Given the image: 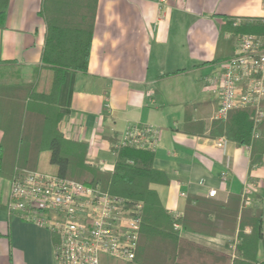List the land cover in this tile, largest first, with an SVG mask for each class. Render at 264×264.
Listing matches in <instances>:
<instances>
[{
    "label": "crops",
    "instance_id": "1",
    "mask_svg": "<svg viewBox=\"0 0 264 264\" xmlns=\"http://www.w3.org/2000/svg\"><path fill=\"white\" fill-rule=\"evenodd\" d=\"M39 8L40 0H9L0 27V61H15L26 79L41 64ZM252 17H264V0H97L87 69L74 76L59 131L86 143L89 160L112 171L110 137L128 125L156 129L153 167L168 182L149 188L174 216L187 194L208 198L212 189L209 198L240 193L264 208L263 159L250 167L249 146L211 130L218 94L209 79L234 54L231 23ZM9 183L0 175V264H55L58 237L8 211ZM190 237L219 248L232 239ZM257 256L264 261L262 248Z\"/></svg>",
    "mask_w": 264,
    "mask_h": 264
},
{
    "label": "trees",
    "instance_id": "2",
    "mask_svg": "<svg viewBox=\"0 0 264 264\" xmlns=\"http://www.w3.org/2000/svg\"><path fill=\"white\" fill-rule=\"evenodd\" d=\"M8 2L0 0V27ZM96 5L97 0H40L38 15L45 25L40 66L26 79L15 61H0V175L10 182L22 171H43L46 165L59 177L140 203L134 258L123 261L101 254L99 264H264L257 256L259 248L264 254L263 207L247 204L240 193L226 201L187 194L182 215L174 216L149 188L150 183L168 182L165 173L153 167L152 149L110 137L115 162L112 171H105L89 160L86 143L59 131L58 123L69 112L74 76L87 69ZM232 24L234 35L264 36V17ZM254 116L252 106L236 107L211 124L212 131L250 147V167L264 157V115L256 125ZM192 234L234 240L219 248Z\"/></svg>",
    "mask_w": 264,
    "mask_h": 264
},
{
    "label": "built area",
    "instance_id": "3",
    "mask_svg": "<svg viewBox=\"0 0 264 264\" xmlns=\"http://www.w3.org/2000/svg\"><path fill=\"white\" fill-rule=\"evenodd\" d=\"M209 81L218 94L217 118H226L233 108L252 106L256 125L264 115V36L238 34L234 54ZM156 141V129L136 125H128L119 137L121 144L145 149H153ZM215 193L212 189L208 195ZM8 196L10 213L58 236L55 264H99L101 254L123 261L134 258L140 203L39 170L18 173L9 183Z\"/></svg>",
    "mask_w": 264,
    "mask_h": 264
},
{
    "label": "rangeland",
    "instance_id": "4",
    "mask_svg": "<svg viewBox=\"0 0 264 264\" xmlns=\"http://www.w3.org/2000/svg\"><path fill=\"white\" fill-rule=\"evenodd\" d=\"M230 240H234V238L230 239Z\"/></svg>",
    "mask_w": 264,
    "mask_h": 264
}]
</instances>
